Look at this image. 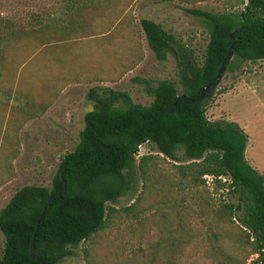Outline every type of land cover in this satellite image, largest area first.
<instances>
[{
  "label": "trees",
  "instance_id": "1",
  "mask_svg": "<svg viewBox=\"0 0 264 264\" xmlns=\"http://www.w3.org/2000/svg\"><path fill=\"white\" fill-rule=\"evenodd\" d=\"M134 1L60 0L58 12L27 11L20 19L0 13V172L5 175L17 153L16 131L51 104L56 86L77 82L79 76L101 81L103 73L128 71L141 58L142 38L157 58L165 53L174 58L179 85L159 81L146 105L133 103L124 91L89 88L92 107L83 114L78 140L59 159L49 186H23L0 208V264H55L67 247L80 242L90 247L84 253L91 264V250H102L100 235L110 228L112 215L136 217L143 212V199L146 216L138 219L136 231L146 224V233L139 234L131 257L119 264H181L186 247H194L207 264H245L223 249L222 238L228 236L254 256L247 264H264V176L244 159L245 133L234 122L207 119L203 103L214 87L199 102L178 99L171 105L176 95L196 97L214 79L230 45L224 70L234 60L264 61V0H224L221 12L185 9L207 26L204 51L194 57L159 23L135 21L129 10ZM67 41H83L87 50L79 56L96 68L65 71L79 57L70 51L75 43ZM39 56L44 63L36 102L30 94L29 100L18 96L15 86L30 60ZM51 65L54 71L46 77ZM143 142L162 157H138L141 190L128 206L116 209L108 203L129 188L127 171ZM177 148L186 162L159 170L155 160H174ZM203 175L211 176L213 193L224 189L236 201L212 196Z\"/></svg>",
  "mask_w": 264,
  "mask_h": 264
},
{
  "label": "rangeland",
  "instance_id": "2",
  "mask_svg": "<svg viewBox=\"0 0 264 264\" xmlns=\"http://www.w3.org/2000/svg\"><path fill=\"white\" fill-rule=\"evenodd\" d=\"M59 1L0 0V13L20 19L27 17V11L53 12L55 9L58 12ZM190 8L221 12L225 6L224 0H205L195 4L135 0L129 10L135 21L139 18H148L159 23L164 30L171 32L175 39L183 43L191 56H201L207 42V26L202 17L185 10ZM69 43H75L71 45L70 51L77 53L78 56L80 51L87 50L83 41L65 42L66 45ZM140 43L141 58L131 69L122 74L103 73L100 76L104 80L101 81H89L86 77L79 76L77 82L67 81L63 85L56 86V95L51 104L40 116L27 120L16 131L17 153L10 161L11 173L5 175L0 172V208L23 186H49L59 159L64 153L72 150L78 140V133L83 125V114L92 107V101L87 97L89 88L124 91L133 103L142 105L151 101L150 89L159 81H170L177 89L179 88L174 58L169 53H165L163 58H157L147 47L143 38ZM63 53L66 55L64 50ZM76 62L78 64L68 66L65 71L79 72L80 69L85 68L93 70L97 66L94 60L93 65L92 61L90 62L84 55L79 56ZM43 63V56L30 60L21 74V82L15 86V93L18 96L20 94L24 99L29 100L30 94L37 102L41 90L39 85L42 80ZM54 68L52 65L49 67L46 77L54 71ZM17 95L14 94L11 99L17 98ZM203 106L210 122L231 121L242 129L246 135L244 159L264 176V61L234 60L230 70L223 71L218 84L204 100ZM3 119H6V116ZM145 154H158L162 157L155 151L152 144L141 143L127 171L129 188L108 203L112 207L117 209L128 206L141 190L142 182L136 163L138 157ZM185 160L183 150L177 148L174 152V160L157 158L155 161L159 170L167 171L170 163H183L186 162ZM207 181L208 184H205V187L212 192V181ZM211 195L216 198L221 197L225 201H236V198L224 189L212 192ZM142 201L141 211L143 212L138 213L136 217L132 214L112 215L110 228L100 235V242L103 243L102 250L97 254L91 250V264H119L131 257L140 240L139 234L146 233V224L136 231L139 220L142 221L146 216V199ZM3 241L0 233V254ZM142 244L144 245L143 242ZM222 244L229 255L245 264L254 257L248 254V248L241 241H235L230 236L223 237ZM89 249L86 242L67 247V254L55 264H86L84 252ZM101 251H108L109 254L103 255ZM208 261L200 255V252L195 251L194 247H186L184 256L180 258L181 264H207Z\"/></svg>",
  "mask_w": 264,
  "mask_h": 264
},
{
  "label": "water",
  "instance_id": "3",
  "mask_svg": "<svg viewBox=\"0 0 264 264\" xmlns=\"http://www.w3.org/2000/svg\"><path fill=\"white\" fill-rule=\"evenodd\" d=\"M231 57V45L228 47L227 51H226V55L223 57V59L220 61L219 66L216 69L215 75H214V79L207 83L206 85L200 87L198 89V94L196 97L194 98H189V97H185L183 95H176L171 102V105H173L175 103L176 100L180 99L182 103H194V102H199L204 96L205 94L208 92L210 87H215L220 78L221 75L224 71V64L225 62ZM171 111V108L168 109V112ZM49 199H47L48 201ZM33 251H34V247H33V242L32 240H30L29 243V255H30V259H32L33 257Z\"/></svg>",
  "mask_w": 264,
  "mask_h": 264
},
{
  "label": "built area",
  "instance_id": "4",
  "mask_svg": "<svg viewBox=\"0 0 264 264\" xmlns=\"http://www.w3.org/2000/svg\"><path fill=\"white\" fill-rule=\"evenodd\" d=\"M202 178L204 179L205 184H208L207 180H211V176L210 175H203Z\"/></svg>",
  "mask_w": 264,
  "mask_h": 264
}]
</instances>
